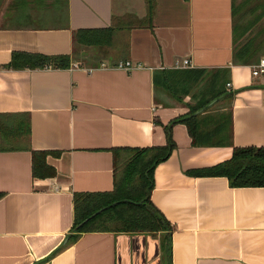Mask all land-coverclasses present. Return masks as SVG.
<instances>
[{
  "label": "crops",
  "instance_id": "0c3cea01",
  "mask_svg": "<svg viewBox=\"0 0 264 264\" xmlns=\"http://www.w3.org/2000/svg\"><path fill=\"white\" fill-rule=\"evenodd\" d=\"M152 1L148 20L147 0H0V112L28 113L31 148L47 151L55 170L35 177L30 149L0 150V264H166L165 231L66 237L73 193L112 188L113 147L169 136L175 146L154 168L150 200L171 224L170 264H264V186L188 174L233 147L195 146L181 122L168 133L188 107L153 84L154 70L183 59L228 66L232 97L214 107L231 109L233 145H264V76L233 61L249 38L263 54L264 0ZM83 29L103 31L97 43H75ZM14 51L72 58L65 68L14 67ZM124 61L131 67L117 66Z\"/></svg>",
  "mask_w": 264,
  "mask_h": 264
},
{
  "label": "trees",
  "instance_id": "16d2710c",
  "mask_svg": "<svg viewBox=\"0 0 264 264\" xmlns=\"http://www.w3.org/2000/svg\"><path fill=\"white\" fill-rule=\"evenodd\" d=\"M147 3V19L150 20L153 1L147 0ZM111 29L103 30L109 34ZM233 29L236 33L235 25ZM103 30H77L74 41L80 44L97 43L94 34ZM253 41L249 38L235 46V63L251 64L261 57L258 52L262 41ZM71 58L69 54L14 51L9 65L65 68L70 66ZM229 76L228 66L154 70V88L167 92L188 107L186 112L172 118L165 128L169 133L172 124L184 123L191 143L195 146L232 145L229 158L211 165L190 168L186 170L188 174L226 176L232 186H264V145H233L231 109L218 110L214 107L217 102L232 97V92L225 86ZM187 95L190 97L189 101H184ZM174 146L175 143L169 136L165 144L113 147L112 188L73 193V224L66 240L75 239L86 231H165L164 254L166 264H170L171 224L153 205L150 192L155 166L169 156ZM20 149H30L32 152L33 176L47 177L55 173L54 168L46 162L47 151L31 148L28 113L0 112V150ZM65 244L64 242L58 249Z\"/></svg>",
  "mask_w": 264,
  "mask_h": 264
},
{
  "label": "built area",
  "instance_id": "2783aa9c",
  "mask_svg": "<svg viewBox=\"0 0 264 264\" xmlns=\"http://www.w3.org/2000/svg\"><path fill=\"white\" fill-rule=\"evenodd\" d=\"M188 65L189 60L183 59L182 62H180L177 66L180 68H185ZM117 66L128 69L131 67V63L130 61L119 62ZM249 66L252 75L264 76V54L256 62L251 63ZM228 84L229 83H227V85Z\"/></svg>",
  "mask_w": 264,
  "mask_h": 264
},
{
  "label": "rangeland",
  "instance_id": "374dc122",
  "mask_svg": "<svg viewBox=\"0 0 264 264\" xmlns=\"http://www.w3.org/2000/svg\"><path fill=\"white\" fill-rule=\"evenodd\" d=\"M261 15H262V14H261ZM260 24H262V25H261V29H260V30H261V34H262L263 31H264V22H261ZM260 24H259V26H260ZM259 37H261V35H260ZM262 55H263V54H262ZM262 55H261V56H262Z\"/></svg>",
  "mask_w": 264,
  "mask_h": 264
},
{
  "label": "water",
  "instance_id": "95a60500",
  "mask_svg": "<svg viewBox=\"0 0 264 264\" xmlns=\"http://www.w3.org/2000/svg\"><path fill=\"white\" fill-rule=\"evenodd\" d=\"M214 101V100H213ZM101 209V208H100ZM99 211V210H98ZM95 213V212H94Z\"/></svg>",
  "mask_w": 264,
  "mask_h": 264
}]
</instances>
